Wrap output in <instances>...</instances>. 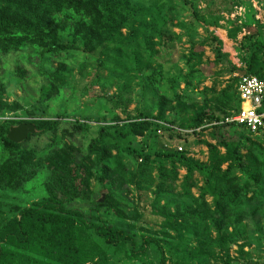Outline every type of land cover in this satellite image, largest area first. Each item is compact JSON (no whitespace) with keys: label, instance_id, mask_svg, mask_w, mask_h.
<instances>
[{"label":"trees","instance_id":"16d2710c","mask_svg":"<svg viewBox=\"0 0 264 264\" xmlns=\"http://www.w3.org/2000/svg\"><path fill=\"white\" fill-rule=\"evenodd\" d=\"M170 1L0 0V55H17L29 48L37 50L47 67L41 88L48 91L47 94L41 92L37 103L26 109L32 119H0V189L20 190L25 182L44 169L67 173L78 164V152L69 149L67 144L61 145V139L76 133L90 136L83 155L84 185H64L61 195L52 183L46 181L47 196L25 207L7 205L0 200V264H86L96 256L99 264H107V249L101 246L100 241L115 247L124 244L132 255L144 252L151 241L145 237L139 239L134 224L128 220L134 216L126 214L124 209L128 203L124 202L123 186L127 181L135 182L132 179L135 174L129 179L123 175L125 154L144 158V164L139 168L141 176L146 172L147 176L152 174L159 156L181 161L187 173L177 198L190 193L194 172L204 178L205 187L198 197L192 196L193 203L184 206L168 201L160 205L165 196H172L169 186L166 188L167 180L172 178L175 181L178 174L172 170L168 172L163 166L158 167L160 182L152 192V207L157 215L163 217L165 225L178 228L180 242L175 249L181 246L186 251L184 258L176 259L172 264H191L193 259H208L215 250L214 242L224 249V245L238 241L240 235L237 230L224 233L228 223L239 222L246 215L255 213L260 205L249 206L255 197L260 196L264 201L263 175L251 170L255 165L264 171V144L249 135L243 126L226 121L230 110L236 113L240 108L237 94L239 78L233 76L234 73L244 69L249 75L264 77V23L257 19L254 10L250 18L242 22L243 26H235V21L224 16V13H232L234 2L231 0H203L205 6L201 9L194 4L191 9L193 19L225 29L228 38L237 41L239 32L243 28L247 31L237 47L243 68L237 67L228 58L229 54L223 52V40L217 35L198 43L192 36L188 54L181 55L188 67L187 74L168 76L165 66L174 61L172 43L176 39L171 34L172 27L186 30L194 23L174 24L172 13L178 6ZM222 21L230 22L229 28ZM206 44L215 53V64L225 58L230 77L220 89H217V84L205 86L202 91L212 96L204 97L202 108L183 114L186 106L180 110L171 106L173 101L176 104L181 102L182 97L176 88L182 83L189 86L193 75H204L203 70L196 67L200 64L196 47ZM95 52H98L97 67L107 71L104 77L107 81L125 80L124 84L120 83L121 91L137 81L144 93L170 87L172 96L161 93L163 95L156 102V112L141 109L131 114L124 108L126 117L115 116L109 123L97 120L93 123L90 116L68 120V113L49 112L46 100L64 86L66 77L70 75L66 61L73 59L75 54ZM61 53L64 60H60L56 68H48L47 60ZM5 88L6 84L0 79V104ZM4 106L9 110L21 108L16 103H4ZM22 122H33L36 133L29 134L20 143L10 140V127ZM163 123L193 131L180 134ZM239 127L245 133L238 130ZM59 130H62L61 136H58ZM160 130L167 133L170 140L178 139L186 146L191 143L190 137L194 140L197 137V142L207 146V161L188 158L185 150L175 148L173 151H157L154 154L157 158H154L152 153L145 151L146 146L138 151L132 147L136 137H158ZM206 130H209L208 135L214 144L203 138ZM43 136L50 139L40 146L34 142L29 144L33 137ZM239 171L244 176H238ZM92 178L99 188L107 190L103 200L99 194L92 199L89 209L67 206L72 200L89 198ZM115 178L117 183L107 186L108 181ZM140 185L139 189L147 186ZM253 187L254 195L248 196L249 189ZM209 195L212 208L206 198ZM112 207L116 208L113 214L117 215L111 220ZM141 217H136V220ZM232 218L233 221L230 220ZM85 230L94 236H89ZM167 262L161 251V264H169Z\"/></svg>","mask_w":264,"mask_h":264},{"label":"rangeland","instance_id":"374dc122","mask_svg":"<svg viewBox=\"0 0 264 264\" xmlns=\"http://www.w3.org/2000/svg\"><path fill=\"white\" fill-rule=\"evenodd\" d=\"M234 2V6L231 14L224 13L225 19L235 21V26H243L242 22H245L250 18V15L255 10L256 16H259L264 20V0H231ZM238 1L240 3H238ZM172 4L177 5L176 11H173L174 24L183 22L184 25H188L189 22H193L190 25V29H181L180 27L173 26L171 34L176 36V39L172 43L174 48L173 62L166 64V74L168 76H175L178 74L186 75L188 67L186 66L185 59L181 57L183 54H188L189 47H191L190 39H193L196 43L211 37L215 34L223 40V52L229 54V59L239 68H243L239 60L237 53V47L239 41L244 33L239 32L238 40L228 38V36L220 30L211 26L204 25L194 20L191 9L194 4H197V8L201 9L205 6L203 0H171ZM242 7V10H240ZM222 24L229 28L230 22L222 21ZM125 31V30H124ZM200 64L196 67L201 68L204 75H193L190 79V85L186 86L182 83L176 88L177 94L181 98V102L176 104L173 101L171 106H175L182 113L190 114L194 108H202L204 103V97L210 98L212 94L203 92L205 86H212L217 84V89L222 88L229 80V73L227 72L228 64L223 59L219 64H215V53L212 51L209 44L197 45ZM37 50L29 48L26 51H20L17 55H0V79L6 84V88L3 92V100L0 104V119L8 117H19L32 119L26 112V109L31 108L30 105L37 103V98L41 95V92L47 94V90L44 91L41 87L44 83L45 64L40 59ZM98 52L92 54H75L73 59L66 61L70 68V75L66 77V83L57 93H54L52 97L46 100V108L51 113L64 112L70 114L68 120L81 119L84 116H90L94 119L93 123L98 122H111L115 116H119L121 119L126 117L124 108L128 113L136 114L141 109L145 111H154L156 102L161 93H165L167 96H172V90L167 88H156L154 92L144 93L141 91L140 83L133 81L131 84L122 91L119 89L120 83L124 84L125 80L109 82L104 77L107 75L105 69H99L97 67L96 58ZM64 55L61 53L55 55L53 58L47 60L48 68H56L60 60H64ZM244 70V69H243ZM21 71H24L22 73ZM233 76L239 78L240 73L236 72ZM223 81V83H221ZM123 93V94H122ZM4 103H16L21 106L17 110L5 109ZM170 108H168V112ZM235 111L230 110L228 114L233 115ZM18 125V124H16ZM63 125V124H62ZM14 126V125H13ZM242 133L244 129L239 127ZM206 130L204 133L205 139L213 141L208 135ZM58 136H61L62 130L58 131ZM202 138V137H201ZM50 138L33 137L29 144L32 142L38 146L48 141ZM90 136L74 134V136L61 139V145L67 144L68 148L78 152L76 167L70 168L67 173H60L56 170L44 169L34 177L24 183V186L20 190L6 191L0 189V200L7 205H14L16 207L29 206L31 203L45 198V182L52 183L57 192L63 194L64 185H84L85 174L83 171V155L86 153L87 144ZM191 143L184 146L185 156L188 158L197 159L200 161H207L208 149L206 144L197 142V137L194 140L190 137ZM177 139L170 140L167 133H161L158 137L153 136H138L133 140L132 147L137 151L140 148L145 147L146 152L154 155L157 151H173L174 146L178 144ZM222 152L224 149L222 148ZM124 171L123 175L125 179L133 177L134 181H127L123 186L124 189V202L128 203L124 207L125 213L134 216L128 218L129 222L134 224V231L140 240L143 237L148 238L151 242L145 247L144 252H140L137 255L128 253L124 244L119 246H108L101 243V246L107 249L108 260L107 264H161V251L164 252L169 264H172L176 259H182L185 257L186 251L180 246L179 249L175 247L180 242L179 231L176 226L165 225L163 223V217L157 215V211L153 210V191L160 182L158 177V167L163 166L168 172L176 171L177 179L174 181L169 178L166 183V188L169 186L172 196H165L160 202V205L166 204L168 201L179 203L181 205H187L192 202V196L198 197L202 189L205 187L204 178L197 171L191 179V190L187 196L182 194L181 198H177V195L181 194V182L186 175L187 171L181 161L174 157H161L159 156L155 162V169L151 175L147 176V172L144 176H141L139 168L144 164V158L142 156H133L131 154H125L123 157ZM226 168V165H223ZM251 170L258 173H262L264 179V171L253 165ZM238 176H244L242 172L237 173ZM117 179H110L107 186L111 183L116 184ZM141 184V185H140ZM143 184H147L146 187H141ZM169 184V185H168ZM92 193L88 199L72 200L67 206H80L89 209L92 205V199L99 196L105 197L107 190L99 188L95 184V179L90 180ZM248 196L254 195L255 188L249 189ZM7 194V195H6ZM6 195V196H5ZM176 195V197H174ZM210 207H213L212 197L209 195L206 197ZM250 207L254 205H260L255 213L246 215L241 221L235 223H228V228L224 233L230 234L234 231H238L239 239L234 243L224 245V249H220L217 246V242H214V252L208 256L205 260H191V264H264V201L260 196L255 197L250 203ZM191 206H196L192 204ZM175 207L172 206V209ZM111 220L115 218L116 208L112 207ZM142 215L141 219H137ZM230 220H234L233 218ZM136 222V223H135ZM89 236H92L88 230ZM94 236V235H93ZM213 236L216 233L213 232ZM99 258L96 256L90 259L86 264H99Z\"/></svg>","mask_w":264,"mask_h":264},{"label":"built area","instance_id":"2783aa9c","mask_svg":"<svg viewBox=\"0 0 264 264\" xmlns=\"http://www.w3.org/2000/svg\"><path fill=\"white\" fill-rule=\"evenodd\" d=\"M240 10H242V7H240ZM237 94L240 99V108L232 116L226 118V121L243 126L249 135L264 144V77L247 73L240 75ZM163 125L174 129L180 134H188L193 131L192 129L172 126L167 123H163ZM159 133H162V131L160 130ZM174 148L178 151L185 149L180 142Z\"/></svg>","mask_w":264,"mask_h":264},{"label":"water","instance_id":"95a60500","mask_svg":"<svg viewBox=\"0 0 264 264\" xmlns=\"http://www.w3.org/2000/svg\"><path fill=\"white\" fill-rule=\"evenodd\" d=\"M239 73L240 75H245L247 71L241 70ZM36 131V125L33 122H22L10 127L8 138L14 142L20 143L27 139L29 134H34ZM101 200H103V197Z\"/></svg>","mask_w":264,"mask_h":264},{"label":"crops","instance_id":"0c3cea01","mask_svg":"<svg viewBox=\"0 0 264 264\" xmlns=\"http://www.w3.org/2000/svg\"><path fill=\"white\" fill-rule=\"evenodd\" d=\"M257 19H259L261 22H263L264 23V20H262L261 18H260V16H259V13L257 14ZM220 30H222L226 35H227V31L225 30V29H221L220 28ZM243 30H244V33L246 32V30L243 28ZM239 37V36H238Z\"/></svg>","mask_w":264,"mask_h":264}]
</instances>
